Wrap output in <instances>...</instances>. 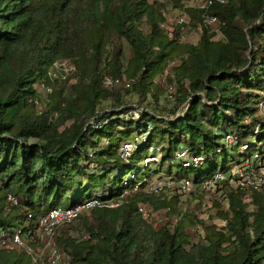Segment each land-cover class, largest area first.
<instances>
[{
	"label": "trees",
	"instance_id": "trees-1",
	"mask_svg": "<svg viewBox=\"0 0 264 264\" xmlns=\"http://www.w3.org/2000/svg\"><path fill=\"white\" fill-rule=\"evenodd\" d=\"M207 6L0 0V233L8 241L0 264H38L28 249L45 246L41 217L106 192L122 204L85 212L58 230L53 249L63 253L62 264H264L261 190L223 182L229 208L216 203L215 213L200 211V186L215 174L247 161L264 168V0ZM185 13L190 20L179 23ZM209 18L217 19L215 27L206 24ZM194 32H200L196 46L186 40ZM57 64L76 71L66 81L52 80ZM108 78L133 80L134 90L110 93ZM40 85L52 88L47 99ZM147 132L125 163L121 145ZM228 133L238 139L232 147L224 141ZM244 145L248 150L230 168L228 157L220 161ZM181 149L203 164L184 168ZM151 156L159 161L146 165ZM175 158L197 176L174 177L172 169L162 175L159 168ZM152 165L156 172L140 179ZM163 178H187L197 189L188 197L147 192ZM140 205L166 211L164 223L145 221ZM199 224L206 226V243L190 233ZM17 229L24 247L10 242Z\"/></svg>",
	"mask_w": 264,
	"mask_h": 264
},
{
	"label": "built area",
	"instance_id": "built-area-1",
	"mask_svg": "<svg viewBox=\"0 0 264 264\" xmlns=\"http://www.w3.org/2000/svg\"><path fill=\"white\" fill-rule=\"evenodd\" d=\"M228 0H207L205 3V6L208 5L206 8L213 6L216 3L220 4H226ZM203 7V6H202ZM179 23H186V21L180 19ZM206 24L215 27L217 25V19L216 18H209L206 19ZM218 32V31H216ZM200 40V35L198 42ZM197 43L191 44V45H197ZM62 66L65 67L64 71L66 72V75L63 76V80H66L69 76V74H73L76 69L73 66H65V65H60L57 64L55 66L56 69H60ZM57 76L53 72H51V79L56 80ZM105 85L109 86H117V87H122L125 91H133L134 90V81L133 80H121V79H111L108 78L105 82ZM46 93L51 95L53 93L52 88L47 87L45 85H40ZM40 88V87H39ZM260 108L261 110H264V100L260 103ZM134 116H137L136 114ZM96 128H102L103 125L96 123L94 120L93 122L90 123ZM260 128V127H259ZM259 128L257 129V132H259ZM148 132L145 134H142L139 138H137L135 141H127L124 142L121 145V149L119 151L120 157L123 159V161L127 164L130 163L132 156L135 154V152L138 150V147L140 144L144 143L147 141V136ZM225 144L227 147H232L234 146L237 142L238 139L236 136L232 134H226L224 138ZM244 151L248 150V146L244 145L242 147ZM155 151L154 147L150 148V153H153ZM178 158L181 159L183 163V167L188 169L191 167H196L200 166L203 164L204 158L199 156V155H192L189 153L186 149H181L178 153ZM159 159L157 157L151 156L145 160V164L148 165L151 162H158ZM239 176L234 175L236 177H242L241 175L253 172L254 166L252 161H247L245 163V167H239L237 168ZM245 171V172H243ZM232 173V172H230ZM228 174H222V173H217L215 174L214 177L208 179L204 183L201 184L200 189L202 191H216L218 190L214 201L210 203L204 202L202 204V210L206 211L214 207L216 203L224 205L226 208H229V201L227 198H224L222 196H219L221 194V183L223 182H228L230 185H232L233 188L236 187H241V188H249V189H254V190H259L258 188L261 187L262 179L259 178L258 176L255 177L254 179L249 181V177L246 178V180L241 179L240 181L235 180L232 175L230 174L229 177H227ZM248 176V175H247ZM135 174H131L130 178L135 179ZM243 178V177H242ZM167 178H163L157 182H155L152 186L148 187L146 190L149 193H156V194H164L167 195L171 190H176V194L179 196H188L191 193H193L197 187L194 185L193 181L190 179H182L179 182H176L174 180L168 179L166 181H162ZM232 179L235 181V183H232ZM244 180V181H243ZM173 183L178 184V188L175 189L173 187ZM238 183H241L238 185ZM138 190V187L135 188V191ZM103 196H106L103 197ZM109 196V193L106 192L105 194H100L96 197H91L87 199L84 203L77 205L75 207H70V208H58L54 209L48 214L44 215L40 219V227L44 233L45 236V246L43 249H28V254L33 256V259L35 262L38 264H62L64 255L60 251L53 249V239L55 238L58 230L67 224L73 223L77 218H79L83 213L89 212L93 209L97 208H116L119 207L122 204V201L120 202H112L113 200H109L107 197ZM138 211L140 216L147 222H152L153 221V216L152 213L149 212L145 207L139 206ZM165 221V217L163 216V222ZM214 224H217V226H222L224 227L226 225L225 221H214ZM206 226L199 224L193 228V233L194 236L197 238L196 242L199 243H206L207 242V235H206ZM24 231L17 229L11 236L10 242L13 245L19 246V247H24L25 242H24ZM8 244V241L6 239V234H1L0 233V248L5 247Z\"/></svg>",
	"mask_w": 264,
	"mask_h": 264
},
{
	"label": "rangeland",
	"instance_id": "rangeland-1",
	"mask_svg": "<svg viewBox=\"0 0 264 264\" xmlns=\"http://www.w3.org/2000/svg\"><path fill=\"white\" fill-rule=\"evenodd\" d=\"M160 1H164V0H160ZM178 1H181V2L184 3V4H189L190 7L199 8V7L204 6L207 0H178ZM169 5H171V4H169ZM181 18H182V20H184V21H187V19L190 20L188 14H186V13L183 14L182 16H180L178 22L180 21ZM189 20H188V21H189ZM168 21H170V18H168ZM199 35H200V32H194V33L190 34V36H189L186 40H187L188 43H190V44L197 43V42H198V39H199ZM65 66H69V65H65ZM64 69H65L64 66H62L60 69H56L55 67L53 68L52 72H53L54 74H56V76H57L56 80H58V81H66V80H68V78L72 75V74H69L68 78H67L66 80H63L62 77L66 75V72L64 71ZM105 86H106V88L109 90L110 93H113V94H115V95H119L120 93H123V92H128V91H125L122 87H117V86H109V87H108L107 85H105ZM39 93H40V95L42 96V98H44V99H47L48 96H49V94L46 93V91H45L41 86H40V88H39ZM105 132H108V129H106ZM136 134H137V133H136V130H135V131H134V134H133V137H134ZM258 147H259V145H258ZM258 147H257V150H258ZM244 154H245V151H244L243 149H241V148H239L238 150H235V151H233V150H231V149H228L227 151H225V152L221 155L220 161H222L224 157H228V163H227V166H229V168H230V166L232 165L231 163H232L237 157L242 156V155H244ZM160 158H161V157H160ZM221 166H222V165H221ZM170 169H172V172H171V173H172V175H173L174 177H178V176H180V177H188V178H190V179H194V178L197 176V174H196V173H193L191 170L182 169V168H181V162H180V160H179L178 158H175L173 164H171V165H166V166H164V167H160V168H159V170L161 171L162 175H164V174H169ZM202 170H203V171H207V170H208V166H207V165L204 166ZM151 172H156L155 165L150 166L148 170H145V171H143V172H140V173H139L140 179H143V178L147 177V176L149 175V173H151ZM231 172H232V173H228L227 177H229V175L231 174L232 177H233L235 180H237V181H240L241 179L246 180L247 177H249L248 179H249V181H250V180H252V179H254L255 177L258 176L259 178L262 179L261 187L258 188V189L261 190V191L264 193V168H258V169H256V170H253V172H250V173H247V174L244 173V175H241L243 178H242V177L240 178V177H236V176H234V175H238V176H239V173H238L237 168L232 169ZM243 172H245V171H243ZM127 174H128V173H127ZM127 174H123V176H126ZM247 175H248V176H247ZM166 180H168V179H164V180H162V181L164 182V181H166ZM244 180H243V181H244ZM105 181H106V179H103V181L92 180V181H90V182H86V183L84 184V189L87 188L91 183H92V184H95V185H101V184L104 183ZM232 183H233V184L235 183V181H234L233 179H232ZM239 184H241V183H238V185H239ZM228 185L232 187V185H230V183H228ZM173 187H174L175 189H177V188H178V184L173 183ZM235 189L246 190V189H249V188H241V187H236V186H235ZM195 191H196V190H195ZM195 191H194V192H195ZM217 192H218V190H216V191H206V192L204 191V192H201V193L203 194V195H202V200H201V202H200V211H201L202 213H204V214H206V213H215V211H214L215 209H213V210H210V209H209V210L203 211V210H202V204H203L204 202H206V203H210V202L214 201ZM79 195H80V194H79ZM172 195H177V196H179L178 194H176V192H174L173 190H171L167 195H165V197H169V196H172ZM190 195H191V194H190ZM190 195H188V196H190ZM221 195H222V193H221L219 196H221ZM84 196H85V198H87V195H84ZM188 196H185V197H188ZM179 197H183V196H179ZM213 211H214V212H213ZM165 212H166V211L151 212V213H152V216H153V221H155V224L160 225V224L163 222V214H164ZM213 223H214V222H213ZM193 228H194V227H193ZM193 228H192V230H193ZM190 233H191L192 236H193V240H196V241H197V238L194 236L193 231H191Z\"/></svg>",
	"mask_w": 264,
	"mask_h": 264
}]
</instances>
